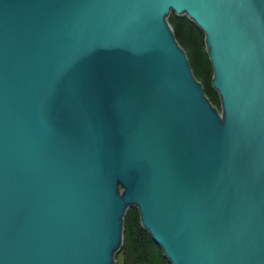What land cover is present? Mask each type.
<instances>
[{"label":"water","instance_id":"1","mask_svg":"<svg viewBox=\"0 0 264 264\" xmlns=\"http://www.w3.org/2000/svg\"><path fill=\"white\" fill-rule=\"evenodd\" d=\"M131 206L171 264H264V0H0V264H117Z\"/></svg>","mask_w":264,"mask_h":264},{"label":"trees","instance_id":"2","mask_svg":"<svg viewBox=\"0 0 264 264\" xmlns=\"http://www.w3.org/2000/svg\"><path fill=\"white\" fill-rule=\"evenodd\" d=\"M168 21L176 39L185 49L192 70L203 84L211 103L219 110L221 100L212 85L213 66L207 51L204 30L187 14L171 11ZM117 264H171L163 249L143 226L139 210L131 206L124 217L123 243L116 254Z\"/></svg>","mask_w":264,"mask_h":264}]
</instances>
